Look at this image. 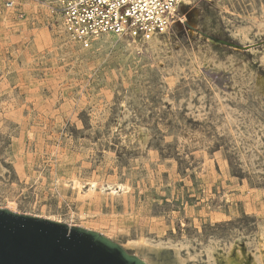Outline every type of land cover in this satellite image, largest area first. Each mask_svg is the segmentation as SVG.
<instances>
[{
    "label": "rangeland",
    "instance_id": "obj_1",
    "mask_svg": "<svg viewBox=\"0 0 264 264\" xmlns=\"http://www.w3.org/2000/svg\"><path fill=\"white\" fill-rule=\"evenodd\" d=\"M51 1L0 0V208L147 264H264V0L87 49Z\"/></svg>",
    "mask_w": 264,
    "mask_h": 264
},
{
    "label": "water",
    "instance_id": "obj_2",
    "mask_svg": "<svg viewBox=\"0 0 264 264\" xmlns=\"http://www.w3.org/2000/svg\"><path fill=\"white\" fill-rule=\"evenodd\" d=\"M0 264H147L80 226L0 208Z\"/></svg>",
    "mask_w": 264,
    "mask_h": 264
},
{
    "label": "built area",
    "instance_id": "obj_3",
    "mask_svg": "<svg viewBox=\"0 0 264 264\" xmlns=\"http://www.w3.org/2000/svg\"><path fill=\"white\" fill-rule=\"evenodd\" d=\"M180 1L52 0L51 9L66 38L87 49L104 35L146 40L152 34L165 32Z\"/></svg>",
    "mask_w": 264,
    "mask_h": 264
},
{
    "label": "bare ground",
    "instance_id": "obj_4",
    "mask_svg": "<svg viewBox=\"0 0 264 264\" xmlns=\"http://www.w3.org/2000/svg\"><path fill=\"white\" fill-rule=\"evenodd\" d=\"M180 2H182V0L180 1ZM153 35V34H152ZM150 35L147 39H146V41H149V43H151V44H153V45H155V43H156V41H157V39H156V36L155 35ZM78 46V45H77ZM95 184V183H94ZM92 186V185H91ZM121 186V185H120ZM93 188H94V190H95V185H93ZM93 190V191H94ZM141 243V242H140Z\"/></svg>",
    "mask_w": 264,
    "mask_h": 264
}]
</instances>
